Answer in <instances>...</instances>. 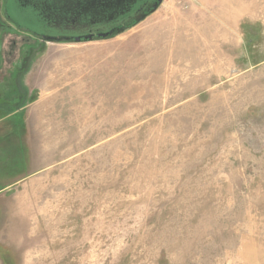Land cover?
I'll use <instances>...</instances> for the list:
<instances>
[{
	"label": "rangeland",
	"instance_id": "1",
	"mask_svg": "<svg viewBox=\"0 0 264 264\" xmlns=\"http://www.w3.org/2000/svg\"><path fill=\"white\" fill-rule=\"evenodd\" d=\"M58 34L0 0V264H264V0Z\"/></svg>",
	"mask_w": 264,
	"mask_h": 264
},
{
	"label": "trees",
	"instance_id": "2",
	"mask_svg": "<svg viewBox=\"0 0 264 264\" xmlns=\"http://www.w3.org/2000/svg\"><path fill=\"white\" fill-rule=\"evenodd\" d=\"M52 27L106 37L128 29L151 13L158 0H19Z\"/></svg>",
	"mask_w": 264,
	"mask_h": 264
},
{
	"label": "water",
	"instance_id": "3",
	"mask_svg": "<svg viewBox=\"0 0 264 264\" xmlns=\"http://www.w3.org/2000/svg\"><path fill=\"white\" fill-rule=\"evenodd\" d=\"M161 3V0H158L157 4L154 6V9H156V7L158 6V4ZM153 9V10H154ZM99 36L101 37H106V33H103V34H98ZM93 36L92 34H88V35H84V36H75L72 38V40L74 42H79L81 40H92ZM46 40H49V41H57V40H60V38L58 37H45Z\"/></svg>",
	"mask_w": 264,
	"mask_h": 264
},
{
	"label": "flooded vegetation",
	"instance_id": "4",
	"mask_svg": "<svg viewBox=\"0 0 264 264\" xmlns=\"http://www.w3.org/2000/svg\"><path fill=\"white\" fill-rule=\"evenodd\" d=\"M17 2L21 5V6H30V5H26L23 2H20L19 0H17ZM31 7V6H30ZM32 8V7H31ZM33 9V8H32ZM34 10V9H33ZM35 11V10H34ZM36 12V11H35ZM37 13V12H36ZM38 15V14H37ZM39 16V15H38ZM48 24V23H47ZM49 25V24H48ZM50 26V25H49ZM62 31V34H58V38H65V39H72L75 36H84V35H88V34H84V33H79V34H75L73 32H69V31ZM91 34V33H89Z\"/></svg>",
	"mask_w": 264,
	"mask_h": 264
},
{
	"label": "built area",
	"instance_id": "5",
	"mask_svg": "<svg viewBox=\"0 0 264 264\" xmlns=\"http://www.w3.org/2000/svg\"><path fill=\"white\" fill-rule=\"evenodd\" d=\"M178 4H180L181 6L186 7L188 0H176Z\"/></svg>",
	"mask_w": 264,
	"mask_h": 264
}]
</instances>
